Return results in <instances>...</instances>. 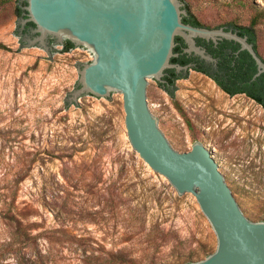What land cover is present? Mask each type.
Segmentation results:
<instances>
[{
	"label": "rangeland",
	"instance_id": "obj_1",
	"mask_svg": "<svg viewBox=\"0 0 264 264\" xmlns=\"http://www.w3.org/2000/svg\"><path fill=\"white\" fill-rule=\"evenodd\" d=\"M179 1L207 28L256 21L264 57V0ZM18 3L0 0V264H186L214 252L196 198L132 147L123 94L73 99L92 51L53 35L28 44ZM152 94L174 149L215 151L246 216L264 221V107L195 69L172 92L152 80Z\"/></svg>",
	"mask_w": 264,
	"mask_h": 264
},
{
	"label": "water",
	"instance_id": "obj_2",
	"mask_svg": "<svg viewBox=\"0 0 264 264\" xmlns=\"http://www.w3.org/2000/svg\"><path fill=\"white\" fill-rule=\"evenodd\" d=\"M20 35L28 44L49 47L48 35L88 47L94 59L81 72V86L73 99L90 92L113 99L123 94L125 125L132 147L179 194L196 198L217 237V248L187 264H264V221L249 219L221 172L215 151L202 142L189 151L174 149L165 126L154 115L152 80L164 83V71L192 69L171 63L175 37L187 43L185 52L216 66L217 58L197 45L201 37L218 43L226 38L241 45L255 59V79L264 73V60L247 36L224 27L185 23L179 0H20ZM33 22L30 34L23 30Z\"/></svg>",
	"mask_w": 264,
	"mask_h": 264
},
{
	"label": "trees",
	"instance_id": "obj_3",
	"mask_svg": "<svg viewBox=\"0 0 264 264\" xmlns=\"http://www.w3.org/2000/svg\"><path fill=\"white\" fill-rule=\"evenodd\" d=\"M26 4V1L18 3V17H27V15H23L24 9L22 7ZM184 8L187 11V13L183 15L182 18L185 23H189L198 27H205L189 10L187 5H185ZM255 24L256 21L252 22V26L241 27L236 25H228L225 29H232L233 31H237L240 36H247L248 41L253 44L257 53L264 60V57L259 52L258 44L253 30ZM34 26L35 24L33 22H28L24 31L26 32L29 27ZM196 42L197 45L205 47L208 53L217 58L216 66L206 63L205 60L201 59L199 56L185 52L187 43L181 36L175 37L176 45L173 49V52L176 55L171 58L170 62L180 65H187L189 63H192V69L210 76L226 93L230 95L245 93L264 107V73L253 79V76L257 72V64L249 51L241 50V45L238 42L226 38L219 40L216 44L212 40H206L204 38L197 37ZM64 45L66 51L75 47V44L70 40H66L64 42ZM0 48L8 49V47H6V45H4L3 43H0ZM188 71L184 72L182 70L178 72L175 68H167L165 69V75L163 76L165 82L159 83L166 90L172 92L175 88V82L185 76ZM9 210L11 211V208H9ZM209 254L210 253H207L206 256H208ZM192 261L197 260L190 259L187 261V263ZM34 262L42 263L41 256L35 254Z\"/></svg>",
	"mask_w": 264,
	"mask_h": 264
},
{
	"label": "flooded vegetation",
	"instance_id": "obj_4",
	"mask_svg": "<svg viewBox=\"0 0 264 264\" xmlns=\"http://www.w3.org/2000/svg\"><path fill=\"white\" fill-rule=\"evenodd\" d=\"M26 28V27H25ZM25 28H24V30H25ZM30 28L31 27H29L28 28V30L25 32L24 30H23V34L24 35H29L30 34ZM238 94H244V95H246L247 97H249L247 94H245V93H238ZM238 94H235V95H238ZM230 95V94H229ZM250 98V97H249ZM252 99V98H251Z\"/></svg>",
	"mask_w": 264,
	"mask_h": 264
}]
</instances>
